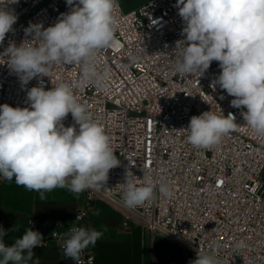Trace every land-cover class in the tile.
I'll return each instance as SVG.
<instances>
[{"label":"built area","instance_id":"obj_1","mask_svg":"<svg viewBox=\"0 0 264 264\" xmlns=\"http://www.w3.org/2000/svg\"><path fill=\"white\" fill-rule=\"evenodd\" d=\"M77 3L19 0L8 6L18 19L0 43V105L30 107L32 87L68 84L104 127L120 165L110 169L106 184L76 194L71 224L29 218L27 229L32 221L33 230L44 237L35 249L63 251L61 235L74 226L89 229L85 221L92 206L103 201L120 213L122 228H139L150 240L174 243L180 264L195 260L198 251L219 264H264V137L247 126L246 108L233 107L234 97L218 84L213 87L221 72L218 62L201 76L177 73L185 46L177 0H145L128 11L118 3L115 39L91 61L99 80L85 79L79 64H53L49 77L37 76L27 84L10 69L3 54L10 44H38L26 34L30 24L52 26ZM210 110L234 114L238 129L211 149L194 148L187 140L190 119ZM63 124H75L70 113ZM144 174L156 184L154 198L126 206V178L139 186ZM5 180L0 176V183ZM160 184L173 195L163 196ZM81 262L99 264L93 245L83 251Z\"/></svg>","mask_w":264,"mask_h":264},{"label":"clouds","instance_id":"obj_2","mask_svg":"<svg viewBox=\"0 0 264 264\" xmlns=\"http://www.w3.org/2000/svg\"><path fill=\"white\" fill-rule=\"evenodd\" d=\"M18 2L0 0V43L18 19L8 6ZM66 2L74 5V0ZM176 7L185 23V46L179 53L177 73L201 76L213 61L218 62L221 72L213 87L218 84L234 97L233 107L246 108L242 115L247 126L264 137V0H177ZM118 8V0H78L54 25L30 24L26 34L38 44H10L3 53L9 58L8 66L23 84L37 76L49 77L50 66L61 63L79 64L85 79L99 80L91 61L98 50L114 41ZM27 99L30 107L0 105V176L39 192L42 201L47 198L45 193L56 188L80 194L106 184L110 169L118 167L120 160L104 127L78 102L72 88L68 84L49 90L34 86ZM69 113L75 124L65 127ZM238 126L232 113L206 111L191 117L187 140L194 148L211 149ZM125 185L123 199L128 207L154 198L156 184L151 175L144 174L139 186L126 178ZM158 190L163 196L173 195L165 184ZM94 214L99 215V210ZM30 224L11 246L4 237L18 230L16 225L7 231L0 227V264H39L33 261L34 249L42 246L44 237ZM102 234L95 229L70 228L61 235L64 256L82 264L83 251ZM189 264L219 261L198 251Z\"/></svg>","mask_w":264,"mask_h":264},{"label":"crops","instance_id":"obj_3","mask_svg":"<svg viewBox=\"0 0 264 264\" xmlns=\"http://www.w3.org/2000/svg\"><path fill=\"white\" fill-rule=\"evenodd\" d=\"M45 195L46 200H40L39 192L18 186L14 179L0 183V227L7 231L16 225L18 229L4 237L7 245L22 237L31 217L72 223L76 194L56 188ZM96 210L99 215L94 214ZM85 225L103 233L93 246L99 264H180L174 243L160 237L150 240L139 228H122L120 213L103 201L94 202ZM35 260L39 264H72L71 258L54 247L34 249Z\"/></svg>","mask_w":264,"mask_h":264},{"label":"rangeland","instance_id":"obj_4","mask_svg":"<svg viewBox=\"0 0 264 264\" xmlns=\"http://www.w3.org/2000/svg\"><path fill=\"white\" fill-rule=\"evenodd\" d=\"M144 1L145 0H118V3L120 4L123 10L128 11L136 7L137 5L143 3ZM187 264H189V262Z\"/></svg>","mask_w":264,"mask_h":264}]
</instances>
